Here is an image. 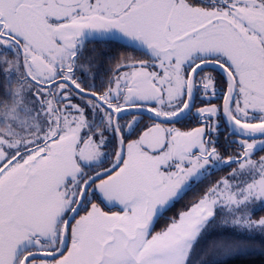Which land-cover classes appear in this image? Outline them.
Instances as JSON below:
<instances>
[{"label": "snow or ice", "instance_id": "obj_1", "mask_svg": "<svg viewBox=\"0 0 264 264\" xmlns=\"http://www.w3.org/2000/svg\"><path fill=\"white\" fill-rule=\"evenodd\" d=\"M95 37L148 59L122 55L99 85L86 81L76 70ZM206 68L223 73L220 105ZM0 73V264H224L264 252V216L253 218L264 209V155L254 158L264 152V0H0ZM197 92L209 102L197 126H167ZM144 114L151 123L137 134Z\"/></svg>", "mask_w": 264, "mask_h": 264}, {"label": "flooded vegetation", "instance_id": "obj_2", "mask_svg": "<svg viewBox=\"0 0 264 264\" xmlns=\"http://www.w3.org/2000/svg\"><path fill=\"white\" fill-rule=\"evenodd\" d=\"M120 44L123 46V51L118 53L116 50L112 48L113 44ZM113 49V53L108 54L110 51V48ZM105 51V52H104ZM95 55V60L91 64H87L88 57L91 55ZM102 55H106V60L104 61L102 58ZM129 56L132 58L136 59H148V57L141 51L135 50L134 45L127 44L124 41L118 40V39H112V38H107V39H100V38H90L86 44H85V49H84V56L81 58V63L85 65V68L87 69V74L85 72V68H77L76 73L77 76H80L84 78L86 81L88 80L89 76L88 74H94V82L99 85L101 83L102 78H106L110 72L109 70L114 67L115 63L120 60L121 56ZM205 72H211L212 75L216 76L217 81H218V97H219V92L223 91V73L220 71L218 68H206ZM3 74L0 73V80H2ZM205 103H209L208 101H202L201 100V93L197 92L195 98H194V106L192 107L191 113L186 114L184 117L181 118L180 122L174 123L171 125H167L169 127H176L182 131H187L193 127L197 126V117L195 116L196 109L199 107L204 106ZM211 104H216L220 105L222 104V97H219L217 99H213L210 101ZM130 116H126L125 119H130ZM122 123L124 121H121ZM151 121L149 120V115L144 114L143 119L140 123L139 128L137 129V134L139 131L144 127L145 124H149ZM220 129L221 133L219 136V144L218 147L221 151L222 156L228 155V152L224 151V146L226 144L225 136L227 135V125L225 123V120L223 117L220 118ZM136 135L134 134L133 136L129 137V139H135ZM236 137H230V139H235ZM235 146H232V148L229 149V152L234 151ZM105 151L110 152L111 148L109 147L108 149H105ZM234 165V164H233ZM233 165L231 167L233 168ZM229 168L227 167H222L219 171H216V169H213L212 172L213 174L203 181H201L199 184H196L191 191L187 192V194L183 197V199L179 200L174 207L171 209H177L180 206L183 207L184 204L187 203L186 198H193L198 194V190L202 186H207L210 181H215V177L218 176L217 179H219L221 176L226 175L229 172ZM96 203H100L98 200L94 201ZM102 207L106 211L109 210H116L118 208H111L109 209L108 207H105L104 204H101ZM165 217H168V214H165Z\"/></svg>", "mask_w": 264, "mask_h": 264}, {"label": "trees", "instance_id": "obj_3", "mask_svg": "<svg viewBox=\"0 0 264 264\" xmlns=\"http://www.w3.org/2000/svg\"><path fill=\"white\" fill-rule=\"evenodd\" d=\"M110 48V47H109ZM112 48L116 50L118 53H120L121 49H123V46H121L119 43L118 44H113ZM110 48V51L108 54L113 53V49ZM105 52V51H104ZM103 60H106V55H102ZM262 153V152H260ZM218 178V176L215 177V180ZM260 216H264V209L260 208V206L257 208L256 211L253 212V218L258 219ZM232 231V230H231ZM231 235V234H229ZM212 238H215L216 236L211 235ZM236 239H243V240H255L259 241L261 238L259 236H251L246 232H238L233 230L232 235ZM211 239V237H209ZM228 263L230 264H264V252L257 251V252H252V251H247L244 254L235 256L233 258H230L228 260Z\"/></svg>", "mask_w": 264, "mask_h": 264}, {"label": "rangeland", "instance_id": "obj_4", "mask_svg": "<svg viewBox=\"0 0 264 264\" xmlns=\"http://www.w3.org/2000/svg\"><path fill=\"white\" fill-rule=\"evenodd\" d=\"M95 38H99V37H95ZM109 38H112V39H117L116 37H109ZM118 40H120V39H118ZM121 41H123V40H121ZM125 42V41H124ZM258 155H264V152H262V153H258L257 154V157H254V158H258ZM237 167V165L236 164H234L233 165V168H236ZM230 170V169H229ZM225 176V175H224ZM222 177V176H221ZM205 187L206 186H202L199 190H198V194H196V196L195 197H193V198H186V200H187V203L186 204H184L183 205V207H179V208H177V209H174V210H172V209H170L168 212H167V214H168V216H174V215H176V213L177 212H179V211H182V210H185L186 209V206L187 205H189V204H191L192 202H194L195 200H197L198 198H199V196L200 195H202L203 194V191H204V189H205ZM102 207V206H101ZM257 208L259 207V205H257L256 206ZM102 208H104V207H102ZM105 210V209H104ZM106 211V210H105ZM112 211H119V209H116V210H112ZM81 214H83V213H81ZM220 210L218 209L217 210V215H218V219H219V216H220ZM254 219H256V218H254ZM167 223V220H166V217H161V219H160V221L157 223V225H156V228L154 229V231H159L160 230V228L161 227H163L165 224ZM232 232H233V230L231 231H226V232H224L223 234L224 235H229V234H231L232 235ZM220 233H219V230H217V231H214L211 235H214V236H217V235H219ZM211 238H212V236H210ZM207 245L205 244V243H201L198 247H197V253H199V251H200V248H204V247H206ZM249 251H252V252H257V250H255V249H250ZM219 256V253H216V257H218ZM215 257L214 256H208L207 257V259H214ZM229 260V259H228ZM228 260H226L225 262H224V264H230V263H228Z\"/></svg>", "mask_w": 264, "mask_h": 264}]
</instances>
